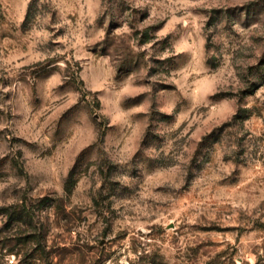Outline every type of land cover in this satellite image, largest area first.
<instances>
[{
	"label": "rangeland",
	"instance_id": "rangeland-1",
	"mask_svg": "<svg viewBox=\"0 0 264 264\" xmlns=\"http://www.w3.org/2000/svg\"><path fill=\"white\" fill-rule=\"evenodd\" d=\"M0 264H264V0H0Z\"/></svg>",
	"mask_w": 264,
	"mask_h": 264
}]
</instances>
